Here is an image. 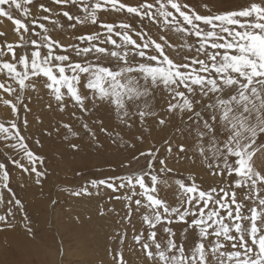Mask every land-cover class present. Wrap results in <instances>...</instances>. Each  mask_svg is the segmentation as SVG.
<instances>
[{
	"label": "snow or ice",
	"instance_id": "obj_1",
	"mask_svg": "<svg viewBox=\"0 0 264 264\" xmlns=\"http://www.w3.org/2000/svg\"><path fill=\"white\" fill-rule=\"evenodd\" d=\"M50 3L59 7L0 0V18L12 23L17 37L0 45V104L10 110L7 123L0 122V141L11 142L5 146L19 156L10 163L34 174L36 185L47 176L44 158L22 134L32 113L26 93L42 87L50 97L46 107L70 117L56 128L66 130L65 141L90 138L103 147V134L128 154L122 168L136 163L71 193L110 190L109 201L123 202L122 216L114 207L106 210L120 217L111 237L114 264H127L121 249L129 239L140 264H264V0H235L227 11H213L202 0L208 14L186 0ZM110 12L122 18L109 22L101 15ZM87 25L97 30L74 35L76 42L54 38L56 29ZM101 110L110 123L99 117ZM35 120L42 123L40 116ZM134 127V138L116 131ZM181 164L182 170L175 166ZM10 182L0 162V205L9 206L0 214V231L16 227V209L32 233Z\"/></svg>",
	"mask_w": 264,
	"mask_h": 264
},
{
	"label": "rangeland",
	"instance_id": "obj_2",
	"mask_svg": "<svg viewBox=\"0 0 264 264\" xmlns=\"http://www.w3.org/2000/svg\"><path fill=\"white\" fill-rule=\"evenodd\" d=\"M198 1L186 0V2L195 8L197 12L201 14H208L201 6L202 0ZM124 2L134 4L136 0H124ZM232 2L234 3L235 0H232ZM39 3H46L51 7H59L51 5L50 0H35V5H38ZM35 5L28 6L34 13L37 11ZM230 9L231 5L227 7L220 6L215 9L212 7L213 11H227ZM14 15H16L17 18L23 19L19 13H14ZM101 15L109 22L118 21L122 18L119 14L111 12ZM61 22L64 23L65 21L62 20ZM133 23L135 24V21H133ZM94 30H97L96 26H78L77 29H56L53 32V35L54 38L59 39L62 43L69 44L76 42L73 38L74 35L91 33ZM0 31L5 33L4 36L0 37V45H2L5 41L13 42L17 39L14 34V26L6 18H0ZM153 35H156L155 28H153ZM20 51L21 50L17 49L18 54ZM5 59H7V57H5ZM46 93L47 90L42 87H40L37 92L26 93V96L30 95L32 97L31 103L29 104V107L32 108V113L27 114V118L29 120L28 129L22 130V134L28 137L27 143L29 144L31 150L44 158L45 163L43 170L47 171V176L41 185H36L34 183V174H25L20 169H16L14 165L10 163L12 158H19V156L11 148L5 146L11 142L0 141V162H4L8 166L11 176L10 187L13 189L16 197L20 199L25 206V211L31 221L32 233L27 232V230L23 227L22 217L16 209H14V211H17L14 223L17 227H19L20 234H23L24 232L23 235L28 237L30 236L29 245L33 252L31 259H33L34 263H38L39 260H43L42 258L47 261L49 260L50 263H52L54 261V255L57 254L55 253L57 252V249L55 248L58 246H55V242L52 243L54 245L51 244V239L54 234L52 235L51 233H47V238H45L44 234L47 230H50V232L52 231V233L55 232L54 228H49L48 226L50 225L51 220L54 218L56 213L51 209L52 215L50 220L48 217V205H50V207H54V209L59 208L62 211L65 210L66 213L63 215L65 218L62 219V222L66 220L65 224L68 225L69 223L68 227L72 226L76 229V225L79 223L78 225H81L78 226L80 230L84 229V233H87L86 231H88L87 234L94 236V233L96 232L85 228L88 227V224L91 225L89 223V221L92 220L90 217L94 215L91 218H99V221L100 219H107L106 217L108 216L109 212L106 211V208L109 207H114L122 216L126 211L123 207V202L116 200L109 201L108 197L114 195L110 192V190H104L100 196L94 195L91 197H75L71 195V193L74 190H78L81 185H84L90 179H99L106 176L124 174L136 167V163L133 162L131 168H122L121 163L126 162V157L128 154L123 152L122 149L118 151L116 146L111 143L110 138L105 137L103 134H99V139L103 147H97L90 141V138H71L69 141H65L64 133L66 130L61 129L60 132H57L56 128L59 127L61 122H70V117L67 114L59 113L57 110H55V108L49 110L46 105L50 102V97ZM9 111V109L0 104V122L7 123L6 118L9 116ZM104 113L105 115H103ZM35 116H40L42 123H37ZM99 117L104 119L106 123L111 122L109 114L103 110L99 112ZM75 127L78 128L79 123H76ZM142 127L143 126H141V128ZM116 131H119L124 139H129V134H132L133 138L134 135L139 134V131L136 127L131 130L124 131H121L120 128H117ZM49 132H51V135H48ZM145 135H147V133ZM153 135H155V133H153ZM35 140H40V145H36L34 142ZM157 140H159V136H157ZM69 143L78 144V150L71 149L69 147ZM77 159L78 162H76ZM259 163L264 166V161H260ZM170 166L173 165L170 164ZM175 166L180 170H182L184 167L183 164ZM77 173H79V175H77ZM165 194L170 195V193ZM8 198L9 196L5 194V199L7 200ZM7 207L9 206L6 204L0 205V214H4ZM101 208L105 210L103 214L105 217L100 214ZM73 210H76L77 212ZM95 216H98V218ZM111 216H113V213ZM60 218H62V216ZM83 218H85V220L88 218L89 219L87 221H83ZM113 218L115 221L111 220L109 222L110 224H113L115 226L114 228L117 230L120 226L117 224V220L120 219V217L114 214ZM48 220L50 221L47 224ZM79 220L82 221L81 224ZM132 224H134L137 228L140 226L139 217L136 214L133 216ZM176 227L180 228L182 226L178 225ZM128 231L130 237L131 226H128ZM42 236L44 240H41ZM115 242L116 241L108 244V252L110 253L109 258L112 261V256L117 247V242ZM43 243H45V246H42ZM130 246L131 241L129 239L121 249L124 252L125 259L127 260V257L132 256L133 258H136L137 264H140V260L138 259L139 253L135 250L130 251ZM13 249L15 250L14 247L11 250ZM43 253L45 255H43ZM38 257H40V259ZM79 257L81 258V256ZM79 257L72 260L76 261V264H78L83 258L82 257L80 260ZM8 258L5 256V254L0 253V264L8 260ZM59 264L61 263L59 262ZM65 264L67 263L65 262Z\"/></svg>",
	"mask_w": 264,
	"mask_h": 264
},
{
	"label": "bare ground",
	"instance_id": "obj_3",
	"mask_svg": "<svg viewBox=\"0 0 264 264\" xmlns=\"http://www.w3.org/2000/svg\"><path fill=\"white\" fill-rule=\"evenodd\" d=\"M203 1L204 3H207L211 8L213 7L214 9L220 6L227 7L230 5H231V8H233L235 5V2L233 3L232 0H203ZM103 115H105V113ZM76 162H78V159L76 160ZM51 209L56 213L54 215V218H52V220H51V215H52ZM73 211L77 212L76 210H73ZM64 213H66L65 210L62 211L59 208L54 209V207L52 206L50 207V205H48V217L51 220V223L48 227L54 228L55 232L52 233V231L50 232V230L49 231L47 230L45 231L44 234H45V238H47V233L48 234L51 233L52 235L54 234L51 239V244L55 242L56 243L55 246H58L57 248H55L57 249V252H55L57 254L54 255V261L52 263H50L49 260L48 262L44 258H42L43 260L41 261L39 260L38 263L40 264H49V263L59 264L60 262L61 264H65L66 262L67 264H76V261L72 259H77V257L81 256V258L82 257L83 258L81 260V258L79 257L81 261L78 264H114V261H112L109 258L110 253L108 252L109 251L108 244L114 242L111 239V237L114 236L116 232V228H114L115 226L113 224H110L109 222L111 220L115 221V219L113 218L114 214L113 216H111L112 213H108V216L106 215L107 219H104V220L100 219V221L98 220L99 219L98 216L97 217L95 216L98 219L91 218L94 215L91 216L90 219L92 220L89 221L91 225L88 224V227H85V228H88L90 231H94L96 233H94V236H90L89 234H87L88 231H86L87 233H84L85 232L84 229L80 230L78 226H81V225H78L79 223L76 225L77 228L75 229L72 226L68 227L69 223L67 222L68 225H66L65 224L66 220L62 222V219L65 218L63 216ZM59 216L60 217L62 216V218H60ZM102 216L105 217L104 215ZM88 219L85 220V218H83V221L84 220L87 221ZM50 220L47 221V224ZM79 222L81 224L82 221L79 220ZM19 232H20V229L17 226L11 230L6 229L4 231H0V253L5 254L7 258L9 257L8 260L3 262L2 264H38V263H34L33 259H31V256H33V252L29 245L30 236L28 237V236L23 235L24 234L23 231H21L23 232V234L21 233L22 235ZM41 240H44L43 236ZM42 246H45V243H43ZM13 247L15 248V250L14 249L11 250ZM43 255L45 254L43 253ZM38 258L40 259V257ZM126 261H127V264H137L136 258H133L132 256L127 257Z\"/></svg>",
	"mask_w": 264,
	"mask_h": 264
}]
</instances>
